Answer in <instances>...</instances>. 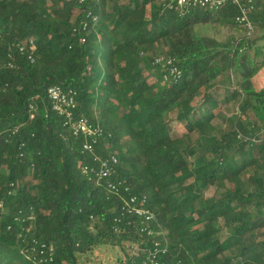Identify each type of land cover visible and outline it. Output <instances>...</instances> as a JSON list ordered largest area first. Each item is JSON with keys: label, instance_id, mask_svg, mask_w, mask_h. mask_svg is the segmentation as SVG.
Listing matches in <instances>:
<instances>
[{"label": "trees", "instance_id": "obj_1", "mask_svg": "<svg viewBox=\"0 0 264 264\" xmlns=\"http://www.w3.org/2000/svg\"><path fill=\"white\" fill-rule=\"evenodd\" d=\"M253 2L248 37L233 5L0 0V264H102L88 254L156 243L165 264H264V88L253 82L264 0ZM221 28L243 35L220 39ZM31 40L33 62L18 50ZM158 56L179 79L164 82ZM54 86L76 92L75 118L103 130L95 155L117 158L120 195L83 174L93 155L53 111ZM232 102L238 113H219ZM133 196L156 216L151 236L124 209Z\"/></svg>", "mask_w": 264, "mask_h": 264}, {"label": "built area", "instance_id": "obj_2", "mask_svg": "<svg viewBox=\"0 0 264 264\" xmlns=\"http://www.w3.org/2000/svg\"><path fill=\"white\" fill-rule=\"evenodd\" d=\"M98 0H79L80 3H93ZM233 5L238 8L239 14L235 18L236 24L243 28L248 37L253 36L255 32V26L251 19V13L254 11L255 6L253 0H172L169 8L190 10L192 8H206L210 11L217 12L222 8ZM91 16V13L88 17ZM97 20L96 17L93 18ZM87 24H84L86 29ZM35 49V43L31 40L27 45H19L18 50L21 54H27L28 59L32 62L33 50ZM154 64L167 68V73L163 76L164 82H170L173 79H179L181 72L175 67L172 60L163 56L154 57ZM13 67V65H10ZM49 98L52 102V109L59 116L63 117L73 134L76 137H83V151L93 155L92 164H86L83 166V174L88 177V180L96 185H106L108 191L120 195L122 184L114 183L111 180L113 176L115 165L118 163L116 157H112L109 160H103L95 155L96 147L99 140L103 136V130L95 125L90 119L82 117L80 119L75 118L76 110V92L73 90H65L59 86H54L48 90ZM31 118H34L32 115ZM125 191H129L125 188ZM146 197L140 200L137 196L131 197L128 201L124 200L126 207L124 209L129 210L130 213H134L141 219V224L144 226L142 231L147 232L149 236L153 235V230L149 229L150 225L156 220L154 212L146 207ZM2 207V204H0ZM46 250H42L41 254L44 255ZM50 251L49 261H53L52 249ZM122 252V256L114 263L111 264H165L160 261L162 255L167 254V247L161 248L159 243L154 244L153 248L145 249L140 246H131L127 249V253ZM143 255V256H142ZM142 256V257H141ZM48 259H46L47 261ZM103 264V263H102Z\"/></svg>", "mask_w": 264, "mask_h": 264}, {"label": "rangeland", "instance_id": "obj_3", "mask_svg": "<svg viewBox=\"0 0 264 264\" xmlns=\"http://www.w3.org/2000/svg\"><path fill=\"white\" fill-rule=\"evenodd\" d=\"M206 32L211 34L212 33V29H206ZM231 34H235L238 38L241 37L243 35L242 31H227L224 29H220V33H219V38L220 39H226L227 37H229ZM258 46L263 47L264 49V41H259L258 42ZM262 58L259 60V62H262ZM151 81H153V79H150ZM233 85L237 84V80L236 78H234L233 80ZM254 82V86L256 88V90H262L264 88V68L260 71V73L254 78L253 80ZM223 82H220L217 85V90H218V94L220 96V99L226 94L227 92V88L224 87L223 84H221ZM224 114L225 116H231L234 113H238V106L236 103H230V104H224L221 103L220 106V110L219 113ZM173 118H175V115H172ZM216 123H219V120L216 121ZM172 129H173V135L175 136H179L182 133H184V129L183 127L177 125V124H173L172 125ZM192 182V180H188L187 183ZM216 193V188L215 187H207L204 190V194L206 197H212L214 196ZM225 234V233H224ZM122 256V252L120 250L119 247H101L96 249L95 251H93L92 253L88 254V257H90V261H93L94 259L96 260L95 262H102L103 264L106 263H114L116 262L120 257ZM82 260H85L84 258H82ZM94 262V261H93Z\"/></svg>", "mask_w": 264, "mask_h": 264}]
</instances>
